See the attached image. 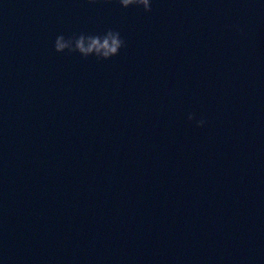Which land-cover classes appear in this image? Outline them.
Masks as SVG:
<instances>
[{
	"label": "water",
	"instance_id": "95a60500",
	"mask_svg": "<svg viewBox=\"0 0 264 264\" xmlns=\"http://www.w3.org/2000/svg\"><path fill=\"white\" fill-rule=\"evenodd\" d=\"M0 264H264V0H0Z\"/></svg>",
	"mask_w": 264,
	"mask_h": 264
},
{
	"label": "clouds",
	"instance_id": "9594fccd",
	"mask_svg": "<svg viewBox=\"0 0 264 264\" xmlns=\"http://www.w3.org/2000/svg\"><path fill=\"white\" fill-rule=\"evenodd\" d=\"M96 0H89V3H95ZM124 7L130 6L142 7L145 12L152 11V0H118ZM126 47V41L122 38L119 31L109 29L103 34H85L72 35L66 37L59 35L55 42L54 48L58 53H79L87 59L95 56L99 60H110L112 57L119 55L122 48ZM188 119L194 120L195 116L189 114ZM205 119L197 122L198 127H204Z\"/></svg>",
	"mask_w": 264,
	"mask_h": 264
}]
</instances>
